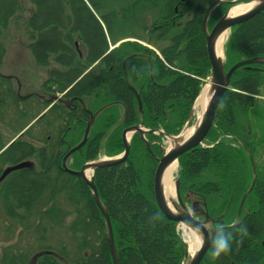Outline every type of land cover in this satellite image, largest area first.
Listing matches in <instances>:
<instances>
[{"label": "trees", "instance_id": "16d2710c", "mask_svg": "<svg viewBox=\"0 0 264 264\" xmlns=\"http://www.w3.org/2000/svg\"><path fill=\"white\" fill-rule=\"evenodd\" d=\"M26 1L29 10L23 0H0V36L13 19L19 21L30 57L46 76L41 91L63 94L72 105L53 104L23 133L26 139L0 153V209L6 220L21 227L28 247L35 248L33 253L16 250L9 258L4 252L2 263L112 264L103 217L89 187L57 163L82 140L89 114L108 104L113 105L97 117L87 142L71 156L73 170L99 156L120 155L121 133L128 127L180 133L210 77L202 20L216 0ZM232 4L228 0L210 13L209 30ZM145 14L156 19L147 25ZM133 28L140 34L126 39L135 41L109 51V44L117 43L114 30ZM223 54L225 71L240 61L264 60V11L231 28ZM129 56L125 66L141 113L123 78V61ZM11 82L0 77V125L12 112L11 122L23 130L47 104L33 97L35 109L21 108L30 99L19 100ZM145 139L150 150L134 134L122 164L94 171L96 191L111 222L119 264H183L185 244L178 225L160 213L153 197L162 136L147 133ZM4 147L0 135V151ZM247 153L255 163L256 180L236 221L253 179ZM28 159L35 167L1 179L4 164L13 167ZM175 180L184 203L197 202L217 229L234 237L231 250L218 259L212 257L211 244L200 264H264V64L232 74L203 145L178 158ZM241 227L246 234L237 231Z\"/></svg>", "mask_w": 264, "mask_h": 264}, {"label": "water", "instance_id": "95a60500", "mask_svg": "<svg viewBox=\"0 0 264 264\" xmlns=\"http://www.w3.org/2000/svg\"><path fill=\"white\" fill-rule=\"evenodd\" d=\"M226 1L227 0H216L214 3H212V5H210L208 9L206 10L203 20H202V32L205 37L206 55H207L209 65H210L209 83H210L212 93H211L208 105L201 118V121L196 126L195 131L192 133V135L188 139L181 140V133L185 128L190 126V121L193 115L194 106L190 113L188 122L186 123L185 127L182 129V131L178 135L176 136L166 135L164 132L160 130L155 131V132L149 131L147 129H144L141 125L128 127L124 129L121 133L124 151L119 156L114 157V158H104L100 160L86 162L80 167L78 171H72L68 169L66 167L67 159L85 145L88 139L90 129L93 126L94 122L96 121L97 117L102 112H104L106 109H108L109 107L113 105V104H108L100 108L95 113L89 114V120L86 124V129H85L82 140L80 141L78 145L70 149L63 158V170L69 175L79 178L89 187L92 199L103 217L105 231H106V239H107L110 255L112 258V264H119V261L117 257L115 244H114L111 222H110L108 213L106 209L104 208V206L102 205L100 198L97 194L96 187H95L94 180H93V173L94 171L100 168H108V167L122 164L127 159L129 148H130L129 141L134 134H138L140 136L141 141L143 142V144L146 146L148 150H150V144L145 139V136L147 133L159 134L166 140H168L169 138L175 141L176 143H179L175 146L173 145L168 151H166L165 148L161 147L162 155L160 158L156 159L157 166H156V169L153 175V197H154V201L157 205L158 210L167 220L177 223L183 226L184 228H186L187 230H190V229L196 230L199 232V234L202 237L201 244L193 256L189 257L188 251L185 248L183 264H200L202 258L204 257V255L206 254V252L208 251V249L210 248L212 244V241L215 236V230L217 229L214 226V220H212L206 214V212L197 208V202L193 201L191 203L190 210L186 207L185 203L182 201L179 195L178 180L174 182L175 199L173 197L170 201L171 204L170 203L168 204L164 196V192L162 188V176L166 168L171 163L173 162L178 163V158L182 154H184L185 152L195 147L203 145V142L210 128L213 125L217 107L219 106L224 93L229 88V83H230L232 74L237 69L246 67L248 65L257 64V63L264 64V60L254 58V59L240 61L236 63L235 65H233L228 71H225L223 47H222V58H218L216 56V51H215L216 40L224 34L226 35V38H227L232 27L246 20H249L250 18H253L254 16L264 11V0H252V1H257V3L250 10H248L247 12L241 15L230 17L228 16V13H229V10L234 6L233 5L226 11V13L215 23V25L209 31L207 27V23H208V18H209L210 13L217 6H219L220 4ZM252 1H249V2H252ZM249 2H244V3H249ZM238 4H242V3H238ZM75 47H77L76 43H75ZM113 48L114 47L109 48V50H112ZM131 58L132 56H129L123 61V66H122L123 78H124V82L127 88L131 91V93L133 94L135 98L138 112L141 113L142 105H141L140 97L130 83L127 70H126V66H125L126 62L130 60ZM4 78L9 79L11 77H4ZM200 92H199V95H200ZM30 96L31 95H20L19 90L17 92V97L20 100H26ZM45 102L49 104L59 102V103H63L66 107H68L70 104L68 100H65L55 95L50 96L48 99L45 100ZM247 155L250 161L253 179L251 181L249 189L242 196L240 200L238 211H237V216H236V221L241 216L244 202L248 194L251 192L254 186L255 180H256L255 163L253 161L252 156L249 153H247ZM29 166H30L29 163L24 162L16 166L9 167L3 172L1 179H3L6 175H8L12 171L23 169V168H28ZM87 171H90L89 176H86ZM199 218H203V219L200 220Z\"/></svg>", "mask_w": 264, "mask_h": 264}, {"label": "rangeland", "instance_id": "374dc122", "mask_svg": "<svg viewBox=\"0 0 264 264\" xmlns=\"http://www.w3.org/2000/svg\"><path fill=\"white\" fill-rule=\"evenodd\" d=\"M232 2L234 6L235 4L240 3L238 0H232ZM252 2H256V1H252ZM23 4L26 10L32 8V6L26 0H23ZM28 14L29 11H26L24 15L25 16L24 19L28 17ZM143 18L147 25H150L156 19L154 14L152 15L145 14L143 15ZM116 31L117 30H114L117 43L118 41L125 40L126 37L128 36H132V34H136V35L140 34L139 30L137 31V29L134 28L131 31H128L127 29L121 32L119 31L116 32ZM0 38H1L0 45L2 47V55H3L0 58L1 59L0 75L12 76L16 78L21 85L20 95H26V94L41 95L40 92L41 86L43 85V81L46 76L45 73L42 71V69H40L34 64L32 58L29 55L27 48L29 44V39L27 34L24 33V31L22 30V26L20 22L13 19L9 23L7 31L4 32L2 36H0ZM127 39H131V38H127ZM142 44L146 45V43H142ZM208 81L209 80H207L206 82ZM11 83L13 86H16L15 81H12ZM30 106L31 109H35L36 101L34 98L30 99L29 102H27V104H24L23 106L21 105V108L24 109L26 107L30 110L29 108ZM39 110L40 109H38L37 111L34 110V114ZM11 113L8 114V117L5 120V124L0 125V135L3 143L6 146L11 142L16 141L17 139L18 140L26 139L25 135L24 136L18 135L22 131L21 130L22 125H15L14 123L11 122L10 120ZM197 114H198V109H195L192 116L191 126H194L196 124ZM36 133L37 130L32 131V134H36ZM168 143H169L168 140L162 138L161 147L166 149L168 147ZM26 162L32 165L33 167H35V161L28 159L26 160ZM7 167L8 165L6 164L2 166L3 170H5ZM176 173H177V168L173 176L174 182L176 179ZM69 220L70 219L68 218L67 222ZM20 229L21 227L18 226L16 223L6 220L0 209V264H5L2 263V257L5 256L4 252L8 254L7 258H9V256L12 257L13 254L15 255L16 250L28 249L32 253L34 252L35 248L28 247V245L30 244L29 239L26 237L25 233L21 234L22 232L20 231ZM187 232L188 230L182 232L184 235L186 245H187V237H186ZM53 242L57 243L56 239H54Z\"/></svg>", "mask_w": 264, "mask_h": 264}, {"label": "bare ground", "instance_id": "6f19581e", "mask_svg": "<svg viewBox=\"0 0 264 264\" xmlns=\"http://www.w3.org/2000/svg\"><path fill=\"white\" fill-rule=\"evenodd\" d=\"M256 3L257 1L252 2V3L237 4L229 10L228 16L231 17V16L241 15L247 12L248 10H250L254 5H256ZM225 39H226V35L224 34L216 40L215 51H216V56L218 58H222V47L224 45ZM211 93H212V90L210 87V83L208 81L203 85L200 95L194 104V110L198 109V114H197V119H196L197 122L194 126L187 127L182 131L181 140L188 139L192 135V133L195 131L196 126L201 121L203 113L208 105ZM168 142H169L168 147L165 149L166 151H168L173 145L175 146L179 144L169 138H168ZM176 168H177V163L176 162L171 163L166 168L162 176V188H163L164 196L168 204L170 203L171 199L174 197V193H175L173 176H174V172ZM89 175H90V171H87L86 176H89ZM186 237H187L188 256L191 257L198 250L201 244V241H202V237L198 231L193 230V229L188 230Z\"/></svg>", "mask_w": 264, "mask_h": 264}, {"label": "clouds", "instance_id": "9594fccd", "mask_svg": "<svg viewBox=\"0 0 264 264\" xmlns=\"http://www.w3.org/2000/svg\"><path fill=\"white\" fill-rule=\"evenodd\" d=\"M241 234H246V229L241 227L237 229ZM231 232H225L222 229L215 230V236L212 241L211 254L214 259H218L222 254L231 250V241L233 240Z\"/></svg>", "mask_w": 264, "mask_h": 264}, {"label": "flooded vegetation", "instance_id": "af4514ba", "mask_svg": "<svg viewBox=\"0 0 264 264\" xmlns=\"http://www.w3.org/2000/svg\"><path fill=\"white\" fill-rule=\"evenodd\" d=\"M0 77H1V75H0ZM8 77H11V81H15V84H16V88L18 89V90H20L21 89V85H20V82L16 79V78H14V77H12V76H8ZM41 89H42V86H41ZM55 95H58V94H55ZM41 98H46V97H49V96H53V95H49V96H47L46 94H45V92H42L41 91ZM64 98V97H63ZM64 99H66V98H64ZM66 100H69V99H66ZM69 102H70V105H72V99H70L69 100ZM65 155H66V153H65ZM65 155H62V157L60 158V160L58 161V163H57V167L62 171V172H64V173H66L64 170H63V158H64V156ZM71 164H72V161H71V157L69 158V159H67V161H66V167L68 168V169H70V170H73L70 166H71ZM80 169V168H79ZM78 169V170H79ZM78 170H73V171H78ZM66 174H68V173H66ZM187 205H190V204H187Z\"/></svg>", "mask_w": 264, "mask_h": 264}]
</instances>
